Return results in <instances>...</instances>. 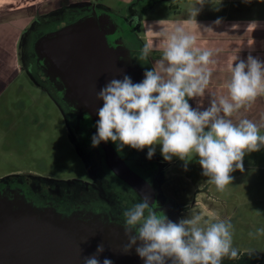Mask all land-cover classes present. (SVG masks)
I'll list each match as a JSON object with an SVG mask.
<instances>
[{
    "label": "clouds",
    "instance_id": "9594fccd",
    "mask_svg": "<svg viewBox=\"0 0 264 264\" xmlns=\"http://www.w3.org/2000/svg\"><path fill=\"white\" fill-rule=\"evenodd\" d=\"M198 11L195 7L194 17ZM161 35L165 41L162 58L144 72L141 82L133 83L125 74L108 81L97 93L103 105L98 109L92 147L111 141L118 152L125 146L138 151L147 148L151 159L159 144L166 161L178 157L186 165L198 156L202 174L223 191L232 183V172H243L244 156L264 147V124L232 119L264 96V62L251 55L246 61L239 60L236 55L229 65L227 95L212 94L210 106L201 111L189 100L203 98L208 91L213 75L210 65L216 63L214 52L196 47L197 36L180 25L171 32L161 30ZM149 51L147 45L142 49L143 59L147 60ZM234 61H238L235 66ZM122 216L128 240L122 252L128 254L135 246L145 264H221L225 257L235 260L240 256L233 244L231 219L201 222L197 215L173 222L150 206L147 197L123 210ZM249 235L264 236V227ZM103 252L101 244L85 258V264H101ZM103 264L113 262L105 258Z\"/></svg>",
    "mask_w": 264,
    "mask_h": 264
},
{
    "label": "rangeland",
    "instance_id": "374dc122",
    "mask_svg": "<svg viewBox=\"0 0 264 264\" xmlns=\"http://www.w3.org/2000/svg\"><path fill=\"white\" fill-rule=\"evenodd\" d=\"M156 1L150 8H144L145 17L166 16L169 18L173 10L169 8L168 2L165 0ZM145 2L146 0H143L140 3L144 4ZM91 3L95 7L111 13V17H115L117 14L125 25L123 40L126 43L122 42L126 48L128 44L134 51L138 49L142 52L144 46L140 38L141 31L135 28L134 23L130 24L127 21L132 14L131 10H133L127 0H0V31L2 29L5 32H11L16 29L12 32L14 34L17 30L22 32V28L30 20L31 23L36 24L33 29L34 32L18 35V44L22 46V55H25L26 58L24 62H34L35 53L31 43L35 36L74 21L80 16L78 14L82 13V9L78 8ZM62 6L78 7L75 10H71L69 14H65L67 13L65 12L54 16H37L42 13L41 11L51 10L49 12H52L55 10L54 8ZM136 8H138V5ZM152 48L156 52V48ZM134 51L128 50V53ZM148 56H150V53H148ZM157 57L162 58V55H157ZM141 60L142 62L139 59L142 66L146 67V71L153 69L148 58L145 60L141 56ZM156 60L153 61L154 67L157 65L155 63H158ZM34 71V68H32V72ZM19 73L16 81L7 90L9 92L6 96H0V177L15 174L18 170L25 171L35 168L38 160L47 164L50 163L54 167L51 164L52 155L59 160L60 164H57L58 167L64 166L65 171L75 169L74 171L80 172L77 155L64 144L62 136H59L61 134L59 132L60 129L52 128L51 124L53 121L49 114L47 118L50 119L47 120V125L45 126V120H43L46 118L44 115L45 109L40 110L36 109L37 107H33L32 111L36 109V112L33 111V113L38 120L33 125L30 124L27 135L23 140L20 127L23 126L24 121L22 117L17 119V115L22 109L18 107L19 111L16 112L18 108L9 107V103L13 96L17 95L13 91L21 93L27 91L24 96L28 100L27 94L32 93L28 88L32 89L34 87L23 70L19 69ZM34 75H38L37 70ZM48 113L50 112L48 111ZM25 118L28 119L27 116ZM240 118H248L257 124H264V110L256 111L242 108L232 117L234 122H237ZM13 124H15V128L19 127V130L14 129V131H11ZM51 134L55 136L51 137ZM261 134H264V128L261 129ZM114 146L117 149V145L114 144ZM160 146L162 147V145ZM195 159L199 161L198 156H195ZM183 162L180 161V163ZM180 163L176 164L178 168L173 171L170 167L174 164H168L165 160L164 183L160 187H155L156 198L163 199L164 196H171L176 199L175 203L179 207L180 212L176 214L177 217L174 218V221L178 223L181 219H191L197 215L201 217V222L212 221L216 218L231 219L234 224V247L240 251L264 252V236L249 235V233H256L257 229L264 227V147L259 151L250 152L244 156L243 172L238 169L232 172V183L223 191H219L208 177L202 174L203 169L199 163L192 169L179 167ZM186 170L192 172L187 175L185 173ZM118 187V190L122 191V195H117V201L123 205H129L128 197L123 190L125 186L120 184ZM135 203L137 202L134 200L132 205ZM167 209L170 210L169 208Z\"/></svg>",
    "mask_w": 264,
    "mask_h": 264
},
{
    "label": "flooded vegetation",
    "instance_id": "af4514ba",
    "mask_svg": "<svg viewBox=\"0 0 264 264\" xmlns=\"http://www.w3.org/2000/svg\"><path fill=\"white\" fill-rule=\"evenodd\" d=\"M138 8L141 10L142 6ZM54 9L55 10L52 12H49L51 10L41 11L42 13L37 16H54L59 13L64 14L65 12H67L65 14H69L71 10H75L77 7H72L70 9L69 7L62 6ZM78 9H82V13L78 14L80 16L67 24L87 17L97 19V16H95L97 10L93 5H82ZM135 14L134 16L132 13L130 18H138L139 13L135 12ZM111 18L115 21L116 26L114 24L112 29L107 28L105 31L107 45L110 48H115L117 46L126 48L123 43L125 42L123 40L125 25L119 17L115 16ZM30 23L31 20L22 28V32L19 34L34 32L33 29L36 24ZM129 23L131 24V21H129ZM65 25L35 36L31 43L35 53L34 62H24L26 58L25 55H22L23 48L18 44V40L16 41L14 47L15 70L9 72L7 83L0 87V96H6L9 92L7 90L20 74L19 69L23 70V72L27 74L31 84L33 83L32 85L34 88H28L32 93L27 94L29 97L27 100L24 96L27 91L24 93L13 91L17 95H14L9 103V107L16 109L19 107L22 109V111L18 113L17 119L22 117L24 121L23 126L20 127L23 140L27 135L30 124L33 125V123L38 120L33 111L36 109H45L46 112L44 115L46 118L43 119L45 120V126L47 125V120L51 118L53 121L51 124L52 128L60 129L59 132H61V134H59V136H62L64 144L77 155L80 172L74 171L75 169H68L69 171H65L64 166L58 167L57 164H60L59 160L52 155L51 164H53L54 167L50 165V163L47 164L38 160V164L35 168L25 171L18 170L15 174L0 177V198L4 197L8 201L15 199L38 214L45 213V215L57 220L72 219L85 222L98 220L102 223L123 226V210L131 207L134 200L135 202H139L140 197L107 168L100 145L98 147H92L91 138L94 135V126L91 119L82 111L81 106H79L73 97L67 94L64 80L59 74L48 68L47 62H45L46 60L37 49V44L41 37L45 34L54 33ZM126 49L134 51L128 44ZM136 50L137 51L129 53V57L120 58L129 68L136 67L146 70V67L142 66L140 63V61L142 62V52H140L141 50ZM32 68L38 71L37 76L34 75L35 71L32 72ZM33 107L37 108L32 111ZM19 108L16 112L19 111ZM29 111H31L30 115ZM48 111L50 113H48ZM48 114L51 116L50 118H47ZM25 116H27L28 119H26ZM14 129L19 130V127L15 128V124H13L10 130L14 131ZM53 135L51 134L50 136L53 137ZM107 143L114 148L118 156L130 170L151 186L155 197L150 203V206H153L158 212H163L174 221V218L177 217L176 214L180 212L178 209L179 207L176 206L175 203L176 199L171 196H164L163 199H158L155 193V187H160L164 183V170L166 164L164 165L165 159L161 154L162 147L159 144L156 145L154 156L148 159L147 148L138 151L125 146L123 150L118 153L111 141ZM178 159V157H173L171 161H167L168 164H174L170 167L171 170H177L178 167L176 164L183 161ZM198 163L199 162L194 156L187 165L184 161L180 163L179 167L192 169L195 168V165ZM191 172L192 171H185L187 175ZM120 184L125 186L123 190L128 197L129 205H123L117 201V195H122V191L118 190V185L120 186ZM166 197H168V199H166Z\"/></svg>",
    "mask_w": 264,
    "mask_h": 264
},
{
    "label": "water",
    "instance_id": "95a60500",
    "mask_svg": "<svg viewBox=\"0 0 264 264\" xmlns=\"http://www.w3.org/2000/svg\"><path fill=\"white\" fill-rule=\"evenodd\" d=\"M112 20L103 13H98L97 19H79L45 34L37 44L48 68L60 75L67 94L91 119L94 134L98 109L103 105L97 99L99 90L111 79H122L125 74L133 83L145 78L144 68H129L121 60L120 57L127 58L129 54L125 47H108L105 31L114 27ZM100 147L107 168L151 203L155 197L151 186L128 168L109 143L101 142ZM127 242L121 225L98 220H57L34 212L15 199L0 198V264H85V258L96 253L101 244L104 246L99 256L101 264L105 258L113 264H145L135 246L128 254L122 252Z\"/></svg>",
    "mask_w": 264,
    "mask_h": 264
},
{
    "label": "crops",
    "instance_id": "0c3cea01",
    "mask_svg": "<svg viewBox=\"0 0 264 264\" xmlns=\"http://www.w3.org/2000/svg\"><path fill=\"white\" fill-rule=\"evenodd\" d=\"M127 0L129 6L133 9L131 12L139 13L138 18L133 19L131 23L135 28L140 29V38L143 46L149 47L150 60L152 67L153 61L161 59L157 55H163L164 38L161 30L171 32L177 25L183 26L185 30L197 36L196 47L201 50H211L214 52L213 59L215 65H210L212 69V78L208 91L206 90L203 98H193L189 100L194 109L201 111L210 106L212 94L227 95L226 84L230 78L229 65L233 62L236 55L239 60H247L249 55L264 62V0H165L172 11L169 18L166 16L147 18L144 13L145 7L150 8L157 1L146 0ZM90 3V2H88ZM142 6L141 10L136 8ZM95 7L93 3H91ZM79 6V5H78ZM76 6V7H78ZM133 6H136L133 8ZM67 7V6H66ZM195 7L199 10L196 17L193 13ZM69 8H72L69 6ZM98 13H103L111 20L109 12L95 7ZM116 17L117 14L115 15ZM220 23L217 24L216 21ZM114 23L115 21L112 20ZM256 23L253 24V23ZM113 24V23H112ZM210 29V30H209ZM16 30V29H15ZM13 30V31H15ZM0 31V87L8 81L9 72L15 70V43L18 40L20 32ZM10 40L9 42H6ZM156 52H154V48ZM156 55V56H155ZM238 61H234L235 63ZM157 64V63H155ZM246 109L264 110V96L257 100ZM238 118V116H237Z\"/></svg>",
    "mask_w": 264,
    "mask_h": 264
},
{
    "label": "trees",
    "instance_id": "16d2710c",
    "mask_svg": "<svg viewBox=\"0 0 264 264\" xmlns=\"http://www.w3.org/2000/svg\"><path fill=\"white\" fill-rule=\"evenodd\" d=\"M238 259L223 258L221 264H264V252L240 251Z\"/></svg>",
    "mask_w": 264,
    "mask_h": 264
}]
</instances>
